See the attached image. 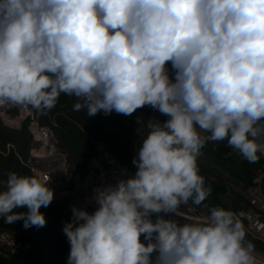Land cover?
<instances>
[{"label":"clouds","instance_id":"9594fccd","mask_svg":"<svg viewBox=\"0 0 264 264\" xmlns=\"http://www.w3.org/2000/svg\"><path fill=\"white\" fill-rule=\"evenodd\" d=\"M62 93L89 117L144 106L168 117H137L148 132L134 175L96 187L94 212L72 207L68 264H255L233 212L159 214L210 194L197 165L207 140L249 162L264 154V0H0V106L45 112ZM2 183L4 222L45 226L49 184L14 172Z\"/></svg>","mask_w":264,"mask_h":264},{"label":"rangeland","instance_id":"374dc122","mask_svg":"<svg viewBox=\"0 0 264 264\" xmlns=\"http://www.w3.org/2000/svg\"><path fill=\"white\" fill-rule=\"evenodd\" d=\"M167 68L169 75L174 76L170 62ZM57 111L52 108L41 112L31 106L13 104L0 106V190L4 187L2 182H6L2 179V166L9 162L12 154L33 176L49 184L54 190V199L47 207V212L44 211L45 226L38 230L45 244L52 246L58 240L68 249L62 259L54 257L51 264H61L60 260L68 264L70 243L63 228L72 219V207L94 212L96 205L90 202V197L96 187L114 184L118 177L134 175L136 167L132 160L148 132L147 127L140 128L137 117L144 120L146 125L147 119L153 116L147 106L137 109L131 119L115 111L108 115L101 111L88 118L74 112L69 114L65 110V117L73 124L67 128L68 125L61 124L62 114L59 115ZM45 132L49 138L42 143V133ZM200 135L205 136L207 133L200 131ZM208 146L204 144L197 157L205 187L211 188L208 198L212 199L217 187L225 184L226 192L218 195L215 199L218 203H215L231 212L239 206L245 207L239 196L238 185H253L262 172L264 160L249 162L228 142H215L210 149ZM186 205L182 203L178 209L187 212ZM156 215L153 214V220ZM29 243L32 245L29 253L34 257L28 255L29 259L43 264L37 255L40 253L44 259H48V252L42 255V250H35L34 243ZM259 244L255 243V247L264 253ZM0 256L6 262L20 261L5 248H0Z\"/></svg>","mask_w":264,"mask_h":264},{"label":"built area","instance_id":"2783aa9c","mask_svg":"<svg viewBox=\"0 0 264 264\" xmlns=\"http://www.w3.org/2000/svg\"><path fill=\"white\" fill-rule=\"evenodd\" d=\"M147 107L150 109L153 118L161 122L168 119L166 118L167 116L161 114L158 110L153 109L151 106ZM119 115L128 119L132 118V115ZM48 138L49 135L47 132L42 133V143L47 142ZM261 139L264 141V138ZM260 155L264 160V154ZM238 186L239 196L243 204H245V207H238L233 213L244 225L246 233L244 243L248 244L250 242L254 246L253 255L255 257V264H264V253L255 247V243H264V162L262 172L253 185L239 183ZM186 204L189 214L184 212L182 208H177L173 217L172 214L160 213L159 215H163L165 218L177 219L180 223H203L210 215V213L198 209L189 202ZM0 248H5L13 258L20 260L24 264H37L28 257L32 245L19 241L13 233L1 227Z\"/></svg>","mask_w":264,"mask_h":264},{"label":"trees","instance_id":"16d2710c","mask_svg":"<svg viewBox=\"0 0 264 264\" xmlns=\"http://www.w3.org/2000/svg\"><path fill=\"white\" fill-rule=\"evenodd\" d=\"M78 102V98L74 97V96H68V95H65V94H61L59 99H58V102L56 104V106L53 108V109H57L59 112L58 114H62V117L63 120H60L61 124L67 126V128H71V126L73 125L72 123L68 122L67 118L65 117V110L71 114V113H77V114H83L85 117H88V118H91L87 115V110L86 109H81L80 111H74L73 110V106L74 104ZM63 109V110H62ZM68 109V110H67ZM64 114V115H63ZM261 123H264V121H262ZM93 131V130H92ZM207 135H209V133H207ZM205 135V136H207ZM215 142H222V143H225L227 142V140H223V141H212V140H207L205 144L209 145L208 148L210 149L212 147V144H214ZM86 144H84V147H85ZM205 151V150H204ZM208 154H210V156H212L214 159V155H212L211 153H209L208 151ZM207 154V155H208ZM258 155H260V153H258ZM218 155L216 154V157ZM1 158V156H0ZM262 156L260 155V160H262ZM216 161H218L216 159ZM220 161V160H219ZM198 162V160H197ZM2 163V162H1ZM215 163H218V162H215ZM2 169H3V175H2V179L3 180H7L8 178V174L9 173H16L17 175H22V176H30L32 177L33 174H31V172L26 169L24 166L21 165V163L18 161L17 158L14 157V155L12 154L11 157L9 158V162L5 165L2 166ZM35 177V176H34ZM247 185H250V184H247ZM227 188H226V185L224 184L223 187H217V191H215V193L213 194V197L212 199L210 198H206L205 201H203L201 204L197 205V204H194L192 202V200L190 199L188 202L197 207L198 209L202 210V211H205L207 213H210V209L213 208V207H222V206H219L217 205L215 202V199L218 195L220 194H223L224 192H226ZM218 203V202H217ZM240 207V206H239ZM224 208V207H222ZM238 208V207H237ZM48 208L46 207H41L40 211L41 213L44 214L45 216V212H47ZM13 211L15 212H27L28 209L27 207H22V208H16L14 209ZM72 218V215L70 216ZM45 219H46V216H45ZM24 221L23 220H19V221H16L14 224H6L4 222V219L3 217H0V227L13 233L17 239L21 242H24V243H29V242H33L34 244V249L35 250H42V255L44 253H47L48 252V259H44V256L42 257L41 254L39 253V256L41 258V262L43 264H51V260L56 259L57 257L62 259L65 254L67 253L68 249L67 247L61 242V241H56L52 246L51 245H48V244H45L44 240H42L41 238V235H40V231L38 229H42L43 227H37V226H32V227H29V228H25L24 226ZM260 248L264 251V243H260ZM29 255L32 257L31 253H29ZM34 258V257H32ZM61 264H64L62 263V260L59 261ZM0 264H23L22 262L20 261H10V262H6L4 261L3 257L0 256Z\"/></svg>","mask_w":264,"mask_h":264}]
</instances>
